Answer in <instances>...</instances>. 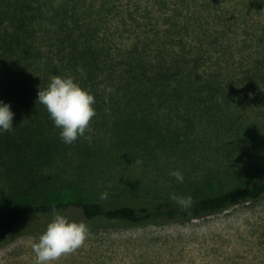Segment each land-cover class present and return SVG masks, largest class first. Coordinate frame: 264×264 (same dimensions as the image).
<instances>
[{
    "label": "rangeland",
    "instance_id": "obj_1",
    "mask_svg": "<svg viewBox=\"0 0 264 264\" xmlns=\"http://www.w3.org/2000/svg\"><path fill=\"white\" fill-rule=\"evenodd\" d=\"M46 1L51 10L61 2H78L87 17L104 24L115 47L130 44L147 30L146 17L151 15L144 9L147 3L163 25L165 13L177 2ZM104 4L106 13L101 12ZM188 6L203 23L210 22V27L217 23L225 32L222 38L204 39L209 51L224 56L229 50L242 58L219 62L210 70L231 91V106H224L228 113L238 109L243 96L253 101L245 106L249 109L241 120L254 125L253 133L243 134V146L231 159L224 148L232 140L230 134L218 132L215 119L204 111L95 114L84 136L72 144L63 142L55 149L59 157L43 165L52 187L47 201L89 200L110 208L154 209L164 199L180 205L172 194L191 196L193 201L264 179V76L256 75L264 73V0H190ZM217 102L225 104L221 97ZM188 119L194 120L192 125ZM174 169L182 172V182L169 174ZM102 192L108 194L105 199H100ZM63 214L83 219L89 235L53 264H264V196L188 221L135 225L87 220L78 209ZM50 219L51 214L22 219L11 236L0 241V264H35L32 244Z\"/></svg>",
    "mask_w": 264,
    "mask_h": 264
},
{
    "label": "trees",
    "instance_id": "obj_2",
    "mask_svg": "<svg viewBox=\"0 0 264 264\" xmlns=\"http://www.w3.org/2000/svg\"><path fill=\"white\" fill-rule=\"evenodd\" d=\"M176 1L165 13L163 25L147 3L144 9L151 14L146 17L147 32L126 46L115 47L104 24L87 17L78 2H61L51 10L46 0H0V100L9 102L15 113L13 129L0 133V241L7 240L22 219L50 215L53 205L61 213L78 209L87 220L139 225L200 219L264 196L262 179L202 196L187 207L169 199L154 209L46 200L52 187L43 165L59 157L55 149L64 144L60 129L37 100L38 88L47 87L52 75H71L90 89L96 114H145L162 109L210 113L218 132L231 136L224 147L231 159L243 146V134L253 133L254 125L241 121L243 111L249 109L245 106L254 105L253 101L243 96L237 101L238 109L228 113L224 106H231V91L210 70L219 62L242 58L229 50L224 56L209 51L204 39L224 37L223 28L203 23L188 6L190 0ZM101 8L106 13V4ZM208 73L212 77L205 78ZM109 87L111 92L106 91ZM219 97L224 98L223 106L217 102ZM187 122L192 125L194 120Z\"/></svg>",
    "mask_w": 264,
    "mask_h": 264
},
{
    "label": "clouds",
    "instance_id": "obj_3",
    "mask_svg": "<svg viewBox=\"0 0 264 264\" xmlns=\"http://www.w3.org/2000/svg\"><path fill=\"white\" fill-rule=\"evenodd\" d=\"M106 91L111 92V87ZM37 100L46 107L54 125L60 129L61 140L66 144H72L78 137L84 136L96 114L94 93L71 75H52L47 87L38 88ZM14 115L10 103L0 100V133L13 129ZM169 174L183 181L179 169ZM107 195L106 192L100 193V199H105ZM171 198L182 207H187L192 200L191 196L180 197L175 194ZM88 235L89 227L83 219H70L53 205L51 219L32 244L35 264H53L62 255L79 248Z\"/></svg>",
    "mask_w": 264,
    "mask_h": 264
}]
</instances>
